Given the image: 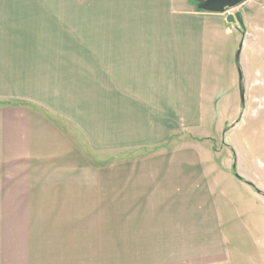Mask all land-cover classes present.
Returning <instances> with one entry per match:
<instances>
[{"label":"crops","instance_id":"0c3cea01","mask_svg":"<svg viewBox=\"0 0 264 264\" xmlns=\"http://www.w3.org/2000/svg\"><path fill=\"white\" fill-rule=\"evenodd\" d=\"M106 1L115 21L58 57L0 44V264H233L197 149L114 161L202 126L220 14Z\"/></svg>","mask_w":264,"mask_h":264},{"label":"rangeland","instance_id":"374dc122","mask_svg":"<svg viewBox=\"0 0 264 264\" xmlns=\"http://www.w3.org/2000/svg\"><path fill=\"white\" fill-rule=\"evenodd\" d=\"M191 1L197 8L196 0ZM107 4L0 0V44L46 43L45 54L58 57L64 51L58 42L91 40L104 33L105 25L115 21L106 16ZM228 13L236 16L234 23L225 20ZM213 16L216 37H207L202 126L178 132L175 142L162 147L115 151L114 161L188 146L197 149L218 202L233 264H264V0H243ZM54 43L56 47L47 49ZM241 43L240 79L236 54ZM31 50L26 51L35 56Z\"/></svg>","mask_w":264,"mask_h":264},{"label":"water","instance_id":"95a60500","mask_svg":"<svg viewBox=\"0 0 264 264\" xmlns=\"http://www.w3.org/2000/svg\"><path fill=\"white\" fill-rule=\"evenodd\" d=\"M196 7L198 10L207 12V13H216V14H224L228 9L238 6L243 2V0H196ZM236 16L232 13H228L226 20L229 23H234ZM241 48L242 43L240 44V48L236 54V64L239 70L240 79L242 78V68H241ZM239 121H236L238 123ZM234 172L237 177H240L236 173V164L233 165ZM241 178V177H240Z\"/></svg>","mask_w":264,"mask_h":264}]
</instances>
